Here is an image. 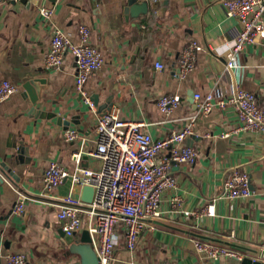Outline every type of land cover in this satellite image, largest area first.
<instances>
[{
  "label": "crops",
  "instance_id": "obj_1",
  "mask_svg": "<svg viewBox=\"0 0 264 264\" xmlns=\"http://www.w3.org/2000/svg\"><path fill=\"white\" fill-rule=\"evenodd\" d=\"M225 0H169L167 6L150 10L141 19L128 18V0H0V82L8 80L19 92L0 103V163H11L15 146L21 141L29 148L30 163L14 167L21 177V190L9 181L0 183V264L9 253H25L29 264H80L69 253L58 219L65 199L74 195L81 203L85 186L65 181L53 193L43 190L42 176L53 162L74 170L73 155L80 153V167L99 170L101 160L89 152L96 149L98 120L118 109L126 121L146 123L145 131L155 140L169 138L174 132L193 125V136L186 146L198 153L194 164H177L173 176L178 187L163 196L161 211L166 222L196 228L222 238L264 250V131H238L239 119L232 104L215 107L205 115L192 93L213 94L228 101L233 78L238 75L242 87L254 93L264 107V43L249 45L240 54L239 70H227V53L240 23L226 15ZM55 11L51 21L39 13L41 7ZM91 29V43L105 58L103 68L85 85V93L94 109L76 91V63L70 54L59 70H46L44 59L55 29L79 40V27ZM198 41L195 70L186 82L179 79V58L189 41ZM165 66L160 72L156 63ZM234 75V76H233ZM29 79H44L38 113L25 95L23 85ZM163 95H180L182 104L166 118L158 108ZM194 95V96H195ZM98 98L96 104L93 100ZM40 112L56 114L53 119L39 117ZM70 126L58 124L64 118ZM77 129L80 139L67 143L63 133ZM230 134L229 137H222ZM14 163V162H13ZM247 172L252 196L247 200L219 199L230 171ZM1 175V174H0ZM24 195L26 213L13 212ZM183 199V210L193 212L214 204V216L186 217L172 207V198ZM88 217L84 216L87 230ZM111 264H229L226 257L205 260L196 250L197 240L155 227L144 232L135 251L125 246L122 232ZM264 263V259H259Z\"/></svg>",
  "mask_w": 264,
  "mask_h": 264
},
{
  "label": "built area",
  "instance_id": "obj_2",
  "mask_svg": "<svg viewBox=\"0 0 264 264\" xmlns=\"http://www.w3.org/2000/svg\"><path fill=\"white\" fill-rule=\"evenodd\" d=\"M224 7L226 15L241 25V29L233 36L226 56L227 70L234 74L240 68L238 59L245 48L258 41L264 43V0H225ZM39 13L49 22L55 11L46 6L41 7ZM202 50L203 47L196 40L189 41L184 47L179 58V79L182 82L189 80ZM68 54L73 56L76 63V91L94 109L93 102L85 93V85L95 72L103 68L106 61L102 52L92 45L91 29L87 25L79 27L77 43L64 31H53L50 51L44 59L45 69L59 70ZM156 67L160 72L165 70V66L159 62ZM18 92L19 87L12 82L1 81L0 103ZM194 98L205 115L211 114L216 106L225 108L232 104L239 119L236 132L264 131V107L259 104L254 93L242 87L238 75L233 78L228 101L218 100L213 94H196ZM181 104L180 95H163L157 105L160 112L169 118ZM145 128L146 123L123 120L118 109H113L98 120L95 129L96 149L88 154L101 160L99 170L81 168L82 156L77 153L73 155L78 165L74 170L53 162L42 176L43 190L47 193H53L68 179L73 186L94 187L95 195L89 209L76 207L83 203L72 194L65 199L58 219L62 222L65 234L71 236L85 228L84 216L88 217L86 229L92 236L100 264L113 262L120 232L124 234L126 248L132 252L137 249L141 235L155 228L145 220H163V196L178 187L172 173L173 167L183 163L194 164L198 158L197 151L186 146V141L194 134L192 124L160 140H155ZM229 135L224 134L222 137ZM63 138L67 143H75L80 139V133L77 129H68L63 133ZM252 194L247 172L234 168L224 181L219 199L231 202L247 200ZM25 200L24 195H21L13 209L15 214L25 215ZM172 207L177 213L183 212L186 217L214 216V204L193 212L184 211L183 199L178 195L172 198ZM196 250L205 260L216 261L222 257L232 261L244 259L241 253L200 241L196 243ZM5 262L29 264V259L25 253H9L5 256Z\"/></svg>",
  "mask_w": 264,
  "mask_h": 264
},
{
  "label": "water",
  "instance_id": "obj_3",
  "mask_svg": "<svg viewBox=\"0 0 264 264\" xmlns=\"http://www.w3.org/2000/svg\"><path fill=\"white\" fill-rule=\"evenodd\" d=\"M25 2L26 0H22ZM169 0H128L127 6L125 7V14L128 18L132 19H141L146 17L150 10H157L161 5L167 6ZM44 79H29L23 85L25 90V95L30 98L31 103L34 105L32 108L33 113H38L39 109L35 108V106L39 102V93L41 91V87L45 85ZM195 93H192L191 102H193V97ZM96 104L98 103V98L95 97L93 100ZM39 117L53 119L56 114L53 113H46L40 112L38 114ZM58 124L65 125L66 127L70 126V122L66 120V116L64 118H58ZM29 148L25 146V142L21 141L19 146H15V153L11 155L13 161L8 163V157L6 156L5 161L0 163V183L3 184L6 180L9 181L11 184L15 185L18 190H21V186L19 183L21 181V177L17 176L14 171V167L11 164H15V166H19L21 164H28L30 163V156H29ZM14 162V163H13ZM24 194L28 195L26 192L23 191ZM95 195V189L93 186H85L83 188V197L82 201L83 204L76 206L83 209H89V205L93 202ZM146 223L151 224L157 228L165 229L172 231L174 233L184 235L190 237L191 239L207 243L210 245L224 247L227 249H231L238 253L244 255V259L242 261L233 260L229 264H264L259 259H264V250L260 247H253L248 244H243L240 242H236L234 240L222 238L213 234H209L203 232L196 228H189L186 226H181L178 224H173L171 222H166L164 220H157V219H146ZM64 232V231H63ZM79 232L68 236L64 233L66 242L69 244V253L73 255H77L80 258V264H100L99 258L97 253L94 249L92 236L88 230H84L81 234V238L78 239Z\"/></svg>",
  "mask_w": 264,
  "mask_h": 264
}]
</instances>
